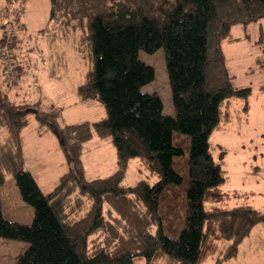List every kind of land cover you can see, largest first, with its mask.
Listing matches in <instances>:
<instances>
[{"label":"trees","instance_id":"obj_1","mask_svg":"<svg viewBox=\"0 0 264 264\" xmlns=\"http://www.w3.org/2000/svg\"><path fill=\"white\" fill-rule=\"evenodd\" d=\"M262 19L264 0H50V21L80 32L91 62L78 96L102 104L106 115L61 124L55 110L11 100L0 86V128L7 133L0 146V238L29 244L14 264H203L214 257L221 264L237 258L254 227L264 224V210L213 205L230 195L222 190L227 151L216 160L210 138L232 120L233 100L244 113L250 110L253 92L235 83L223 44L239 40L235 25ZM261 44L256 61L264 67ZM159 49L174 115L165 113L158 93L143 91L155 70L140 52ZM31 115L56 136L68 164L47 192L26 167L22 133ZM95 135L116 149L115 169L106 176L85 168L84 145ZM135 158L150 177L126 185ZM6 173L34 208L31 224L4 217Z\"/></svg>","mask_w":264,"mask_h":264},{"label":"rangeland","instance_id":"obj_2","mask_svg":"<svg viewBox=\"0 0 264 264\" xmlns=\"http://www.w3.org/2000/svg\"><path fill=\"white\" fill-rule=\"evenodd\" d=\"M232 34L239 40L223 44L229 68L236 75L235 83L251 86L253 92L249 101L251 109L244 113L241 102L233 100L232 120L222 122L211 135L216 160L222 150L227 151L224 158L227 180L222 190L230 195L225 202L212 204L228 208L250 205L264 210V67H259L256 61L262 55L264 19L247 28L235 25ZM4 35L7 39L0 52V86L9 99L30 103V106L39 104L44 112L55 110L61 124L96 121L106 115L102 104L83 102L78 96V86L84 81L91 62L84 42L79 41L81 33L65 30L50 21V0H0V40ZM140 58L155 70V79L143 91L158 93L165 113L174 115L163 49L155 53L141 51ZM31 116L22 133L26 167L47 192L58 184L68 164H63L65 159L57 147L56 136L46 125L41 126L35 115ZM6 134L0 128V146ZM116 159V149L109 138L95 135L84 145L83 160L88 172L106 176L114 171ZM149 177L140 160L135 158L129 163L124 183L132 186ZM4 178L1 187L4 217L31 224L34 208L23 200L13 174L6 173ZM156 180V176L150 179L151 183ZM28 246L21 240L0 238V264H14ZM215 262L216 257L203 264ZM156 264H165V261ZM221 264H264V224L254 227L241 244L237 258Z\"/></svg>","mask_w":264,"mask_h":264},{"label":"crops","instance_id":"obj_3","mask_svg":"<svg viewBox=\"0 0 264 264\" xmlns=\"http://www.w3.org/2000/svg\"><path fill=\"white\" fill-rule=\"evenodd\" d=\"M262 20H263V19H262ZM262 20H261V21H262ZM261 21H260V22H261ZM235 37H236V36H235ZM236 38H239V37H236ZM237 41H238V40H237ZM250 107H251V106H250ZM250 109H251V108H250ZM57 145H58V144H57Z\"/></svg>","mask_w":264,"mask_h":264}]
</instances>
